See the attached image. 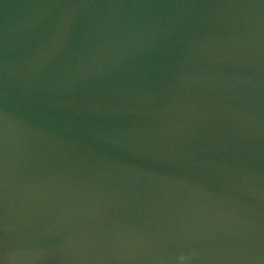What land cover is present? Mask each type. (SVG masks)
<instances>
[{
	"label": "water",
	"instance_id": "95a60500",
	"mask_svg": "<svg viewBox=\"0 0 264 264\" xmlns=\"http://www.w3.org/2000/svg\"><path fill=\"white\" fill-rule=\"evenodd\" d=\"M0 264H264V0H0Z\"/></svg>",
	"mask_w": 264,
	"mask_h": 264
}]
</instances>
